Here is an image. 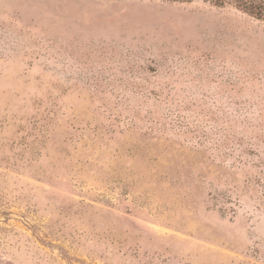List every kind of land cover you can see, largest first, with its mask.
Returning a JSON list of instances; mask_svg holds the SVG:
<instances>
[{"label": "rangeland", "instance_id": "rangeland-1", "mask_svg": "<svg viewBox=\"0 0 264 264\" xmlns=\"http://www.w3.org/2000/svg\"><path fill=\"white\" fill-rule=\"evenodd\" d=\"M214 1L0 0V264H264V20Z\"/></svg>", "mask_w": 264, "mask_h": 264}, {"label": "trees", "instance_id": "trees-1", "mask_svg": "<svg viewBox=\"0 0 264 264\" xmlns=\"http://www.w3.org/2000/svg\"><path fill=\"white\" fill-rule=\"evenodd\" d=\"M214 3L222 6L225 2L224 0H215ZM233 3L250 16L258 20H264V0H234Z\"/></svg>", "mask_w": 264, "mask_h": 264}]
</instances>
